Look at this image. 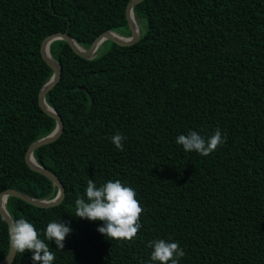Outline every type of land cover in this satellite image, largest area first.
Wrapping results in <instances>:
<instances>
[{
    "label": "trees",
    "instance_id": "trees-1",
    "mask_svg": "<svg viewBox=\"0 0 264 264\" xmlns=\"http://www.w3.org/2000/svg\"><path fill=\"white\" fill-rule=\"evenodd\" d=\"M129 1L0 0V192L57 193L25 161L55 127L38 103L52 74L43 38L67 33L87 48L107 30L128 36ZM132 13L140 37L130 45L105 40L87 59L64 40L50 43L61 71L45 101L63 130L32 155L65 194L45 208L9 196L8 213L35 226L53 264H159L150 247L159 239L178 242V264H264V0H142ZM217 129L224 143L208 156L176 143ZM90 179L135 190L144 209L136 239L109 240L102 222L75 217ZM52 221L72 229L62 250L44 236ZM9 241L0 215V261ZM10 264H33L32 253L15 252Z\"/></svg>",
    "mask_w": 264,
    "mask_h": 264
},
{
    "label": "clouds",
    "instance_id": "clouds-1",
    "mask_svg": "<svg viewBox=\"0 0 264 264\" xmlns=\"http://www.w3.org/2000/svg\"><path fill=\"white\" fill-rule=\"evenodd\" d=\"M125 137L116 134L111 142L117 149L123 150ZM186 152L195 151L202 156H208L224 143L219 129L207 140L196 131L187 135H179L176 139ZM135 190L125 186L119 180H109L97 187L93 180H89L86 188L85 201L77 198L75 201V217L89 221L102 222L97 231L109 240L132 241L137 238L140 228V217L144 211ZM72 229L65 223L52 221L47 224L44 236L47 241H54L57 249L64 248L66 237ZM10 244L16 253L26 251L32 253L33 264H53L55 254L50 251L49 244L41 239V233L35 226L24 218L18 219L10 228ZM151 261L159 264H178L179 258L185 255L178 242H167L163 239L153 241Z\"/></svg>",
    "mask_w": 264,
    "mask_h": 264
},
{
    "label": "water",
    "instance_id": "water-1",
    "mask_svg": "<svg viewBox=\"0 0 264 264\" xmlns=\"http://www.w3.org/2000/svg\"><path fill=\"white\" fill-rule=\"evenodd\" d=\"M141 1L142 0H130L126 6V19H127L128 27L130 30L129 36L124 37L123 35H120L114 32L113 30L112 31L107 30V31L100 33L91 43V45L87 48L82 47L79 43L76 42V40L72 36H70L67 33L55 32V33L48 34L47 36L43 38L40 44V53L44 61L52 69V74L50 78L42 85L41 89L39 90L38 103H39L40 108L45 113H47L48 115L54 118L55 127L49 134L35 140L29 145L25 153V161L27 165L30 167V169L44 175L46 178L51 180L52 183L55 186H57V193L54 197L50 199H38V198L30 197L18 190L11 189V188L1 191L0 192V215L7 223L9 232H10L11 226L14 224V221L5 207V200L7 197L15 196L17 198L22 199L23 201L27 203L32 204L33 206L45 208V207L56 205L59 202H61L65 194V189L62 183L60 182V180L58 179V177L55 174H53L51 171L46 169L45 167L39 165L34 160V157L32 155L35 148L41 145L47 144L51 141H54L57 137H59V135L61 134L63 130V123H62L61 117L45 101V93L49 89H51L53 86H55V84L58 82V80L60 79V71H61L59 64L51 56L49 52L50 43L58 39L64 40L70 45L72 50L77 55L83 58H87V59H91L94 57L101 43L104 42L105 40H110L119 45H130L132 43H135L138 41L140 37V29H139V26L135 22L132 10H133L134 5H136L137 3H140ZM14 257H15V252L11 248V244L9 241L8 253L6 257L0 261V264H10L11 261L14 259Z\"/></svg>",
    "mask_w": 264,
    "mask_h": 264
},
{
    "label": "rangeland",
    "instance_id": "rangeland-1",
    "mask_svg": "<svg viewBox=\"0 0 264 264\" xmlns=\"http://www.w3.org/2000/svg\"><path fill=\"white\" fill-rule=\"evenodd\" d=\"M119 30V33L121 34V35H125V33H124V30L123 29H118ZM123 32V33H122ZM129 36V35H128ZM124 37H126V36H124ZM106 45V46H105ZM104 46H101V47H99L98 49L100 50V53L102 52V51H105L106 50V48L108 47V45H109V43H107V44H105ZM97 52V51H96Z\"/></svg>",
    "mask_w": 264,
    "mask_h": 264
}]
</instances>
